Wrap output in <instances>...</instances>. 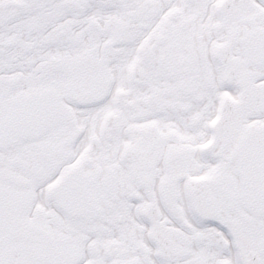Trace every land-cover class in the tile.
<instances>
[{
    "label": "snow or ice",
    "instance_id": "obj_1",
    "mask_svg": "<svg viewBox=\"0 0 264 264\" xmlns=\"http://www.w3.org/2000/svg\"><path fill=\"white\" fill-rule=\"evenodd\" d=\"M0 264H264V0H0Z\"/></svg>",
    "mask_w": 264,
    "mask_h": 264
}]
</instances>
